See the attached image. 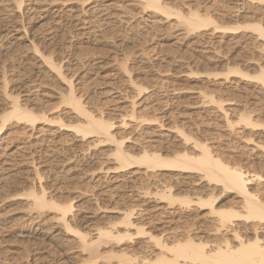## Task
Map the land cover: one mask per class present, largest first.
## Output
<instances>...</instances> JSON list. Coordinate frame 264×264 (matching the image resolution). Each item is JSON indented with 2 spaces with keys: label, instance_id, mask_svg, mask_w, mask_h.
Returning a JSON list of instances; mask_svg holds the SVG:
<instances>
[{
  "label": "rangeland",
  "instance_id": "obj_1",
  "mask_svg": "<svg viewBox=\"0 0 264 264\" xmlns=\"http://www.w3.org/2000/svg\"><path fill=\"white\" fill-rule=\"evenodd\" d=\"M65 1L55 0L54 4L57 6L51 8L49 0H25L21 10L3 11L0 15V81L4 71L7 72L9 87L15 93L21 92L22 104H28L33 110H45L51 119H61L65 124V131L61 133L58 130L61 129L60 125L44 121L37 123L34 129L16 120L4 124L1 116L5 107L0 102V127L3 128L0 141V264H119L115 255L121 253H105V250L114 245L115 248L119 247L117 242L103 243V254L90 259L88 255L80 254L81 248L74 241L75 237L58 226L56 212H46L37 217L31 205L32 199L28 196L33 184H39L34 172L35 166L43 175V186H49L50 181L55 178L57 200L73 203V225L81 226L84 230L88 226H115L122 230L119 223L123 215L135 206L140 215L135 214L132 220L136 225H145L147 232L156 234L158 229L162 232L167 230V225L178 226L177 232L185 226L194 225L198 232L201 229L200 234L209 245H213L223 234L231 238V233L227 231L213 235L214 216H208V209L200 211L193 205L175 202L173 209H168L176 214L169 217L173 220L165 219L164 223L160 217L158 208L169 204L167 200H161L159 195L164 186L172 184V193L176 197L190 196L195 199L198 189L202 190L203 183L194 191L186 181L165 179L161 174L144 175V169L137 166L130 170L131 174H127L124 180L119 178L110 181L113 174L109 176L106 171L113 168L114 164L109 161L100 164L99 154L110 156L113 146L109 143L92 144L94 137L86 138L83 142L73 140L76 130L70 126L78 124V117L69 114L70 108L61 104L58 98V93L65 91L66 85L56 74L49 73L42 62H38L30 43L33 40L39 42L40 54L49 53L47 49L51 47L57 51L56 59L71 56L70 60L63 63L64 74L69 77L78 69V72L85 70L87 66L85 69L79 68L82 64H90L91 67L94 65L88 76V84H77L74 79V85L77 86V93L83 95L90 106L93 101H107V105L102 102L104 111L115 122L120 119V115L128 113L126 110H131L134 94L127 92H131L130 88L135 83L142 86L143 93H147L141 95L140 99H135L138 101L135 109L137 116L151 120L154 116L161 118L172 111V120L162 119L165 120V125L171 126L176 118H189L197 126L205 127L208 134H212L215 146L223 150L225 155H241L240 164L250 172L251 178L255 174L261 176V181L252 180L250 186L260 190L259 196L264 202V168L260 166L258 159L262 152L254 150L255 142L264 145V133H252L243 128L244 124H237L241 114L246 112L245 107H264V98L258 92L261 84L257 80L233 74L226 76L230 68H238L251 76L260 71V67L264 68V50L260 47L263 40H256L258 33L250 29L226 33L222 29L214 31L213 25L203 29L204 32L188 33L178 24L175 16L167 18L160 13H152L149 9L140 10L136 7L140 0ZM166 2L172 8H181L184 14L189 9L200 10V14L204 16L209 14L218 27H236L259 21L264 24V15L256 12L259 6L264 7V3L258 5L257 1L250 8H243L239 17L231 14L237 9L234 8L235 0ZM59 7L65 21L78 15L82 21H90L91 26L76 32L70 24H65V33L82 35L70 39H64L63 36L56 39V44L51 45L47 35L52 25L47 23V17L50 10L52 12ZM203 33L208 37H200ZM204 38H208L207 44L198 42ZM38 56L40 57L39 54ZM122 60L129 69L126 76L116 68L117 63ZM75 63L78 65L74 66ZM216 74L221 75L215 77ZM109 86L119 88L127 97L112 104L108 96L101 95L104 89H110ZM208 97H214L217 101H234L240 105L235 111L229 112L233 128L225 124L220 112L213 109L208 115L203 113L206 111L201 102ZM206 105L215 106L212 103ZM149 123L151 128L159 126L151 121ZM149 123L137 126L131 137L142 138ZM57 136H61L63 140L57 139ZM131 186L144 197L132 199L129 192ZM200 194L205 196L204 193ZM217 195L219 206L242 211L240 197L220 190ZM148 237V234L134 237L137 239H133L131 243L124 240L121 244L125 245L121 247H129L130 254L134 250L136 257L142 260L158 253L157 247L153 243L143 249L138 245L134 249L130 246L135 241H146Z\"/></svg>",
  "mask_w": 264,
  "mask_h": 264
},
{
  "label": "bare ground",
  "instance_id": "obj_2",
  "mask_svg": "<svg viewBox=\"0 0 264 264\" xmlns=\"http://www.w3.org/2000/svg\"><path fill=\"white\" fill-rule=\"evenodd\" d=\"M49 1L51 8L57 6L54 4L55 0ZM235 1L236 4L234 8L237 9L234 11L235 13H231L233 16L234 14H237V16L240 15L243 8L245 9L247 6L250 8L251 5L256 4V1L258 5L264 3V0ZM24 3L25 0H16L15 2L1 0L0 15L3 11L12 12L13 10H21ZM168 3L166 0H140L136 3V7H139L142 11L149 9L152 13L157 12L167 18L175 16L179 22L178 24L188 33H199L211 25L214 26V31L215 29H222L226 33L238 32L241 29L253 30V32L258 33L255 39L263 40L262 46L260 47H263L261 50H264V24L262 25L260 21L259 23L239 24L236 27L226 25L225 27H218L213 16L209 14H205L204 16L200 14V10L196 9V11H193L189 9L188 13H186L188 15L186 16L181 8H172ZM256 10L259 15H264V7L259 6ZM47 23L52 25L47 35V40L51 45L56 44V39H60L63 36L64 39H70L73 38V36L77 37V35H82L79 33L76 35L75 32L69 34L65 33V29H63L66 27L65 24H70L72 30L75 29L76 32H79V30H86L91 26L90 21H82L78 15L72 16L69 20L65 21V16L62 15L60 7L56 10L54 9L52 12L50 10ZM204 34L206 33L201 34L200 37H208ZM207 40L208 38H204L200 39L198 42L207 44ZM38 43L39 42L36 40L30 43L34 50V56L37 57L36 59H38V62H42V64L48 68L49 73L56 74L62 82L64 81L66 90L58 93L59 101H61V104L70 108L68 111L69 114H74L78 117V124L70 126L76 130L73 140L76 139L79 142H83L86 138L94 137L92 144L102 145L103 143H109L113 146V153L110 154V156L99 154L101 157L100 164H104L107 161L114 164L113 168H109L106 171L109 176L113 174L110 176V181L119 178L124 180L127 174H131L130 170L137 166L140 167V169H144V175L145 173H154L164 175L165 179L186 181L189 188L194 191L203 183L204 185L201 187L202 190L198 189L199 192L196 194L195 199L190 196L176 197L172 193V189L174 188L172 184L164 186L163 191L159 195L161 200H167L169 204L167 207H165V205L164 207L158 208V210H160V217L163 218L164 223L166 221L165 219L173 220L169 217L176 214L174 212H169L168 209H173L172 205L175 202H181L187 206L193 205L200 211L208 209V216H214L212 220L213 235L217 236L227 231L231 233L230 235L232 237L229 238L223 234L213 245H209V242L204 241L201 236V229H198V232L197 229L194 228V225L181 227L182 230L177 232L176 228L178 226L176 225H167V230H162V232L158 229L156 234L147 232L145 225H136L132 220L134 219V215L139 213L136 212L135 206L128 209L123 215L124 217L119 223L122 230L115 226L101 228L88 226L87 229L84 230L81 226L73 225V203L57 200L56 191L58 189L55 178L54 181H50L51 184L49 186H43V175L39 171V168L35 166L34 172L39 180V184H33L32 192L29 193L28 196L32 199L31 205L33 210L37 213V217L46 212H56L55 217L58 226H61V229L65 230V233L68 235L75 237L74 241L77 242L79 248H81V251H79L81 252L80 254L88 255L87 257L90 259L100 257L103 254L101 251L103 243L115 241L117 242L116 244H120V246L118 247L116 245L117 248H115L114 245L112 248L105 250V253L108 251L112 253H115V251L121 253L120 255L114 254L119 260V264H264V202L259 196L260 190L250 186L252 180L261 181V176L255 174L252 176L253 179L251 178L250 172L240 164L242 163L241 155L238 156L235 153H231V157L225 155L223 150L215 146L212 134H208L205 127L197 126L195 123L191 122L189 118L180 120L176 118L171 126L165 125V120L169 121L174 118L172 111L170 113H165L161 118L154 116L151 120L147 118L143 119L142 116H137L135 109L138 101L135 99L147 93H143L142 86L135 83L134 86H132L133 84L131 85V92H127L128 94H134V96H132L134 100L131 102V110H126L128 113L126 115H120V119L115 122V119L111 118L104 111L105 108L103 103L107 105V101L103 99V103L101 100L97 102L93 101L94 103L90 106L91 104L83 99V95L77 93V86L74 85V79L77 81V84H88V76L91 70H93L92 68L94 65L91 67L90 64L81 63L82 65L79 68L85 69L87 66L86 69L82 72H78V69L69 77L64 74L63 63L64 61L70 60L71 56H63L56 59V55H58L57 51L51 47L47 49L49 53L40 54ZM123 60L125 61V59ZM122 61L117 63V66L115 64L114 67L116 66L118 71L126 76L129 74V69L127 64ZM75 65L78 64L75 63L74 66ZM230 74L259 81L261 87L258 86V92L261 93L264 98L263 67H260V71L253 76L242 72L238 68H230L226 76H231ZM2 75L0 81V102L5 107V112L0 116L4 124L10 120H16L18 123H23L31 127V129H34L37 123L44 121L60 125L61 129H58L60 130L59 133L65 131V128H63L65 124L63 120L60 119V116V120H58V118L57 120H53L47 115L45 110H33L29 108L28 104H22L20 102L21 92L15 93L10 89V81L7 78V72L4 71ZM218 75L220 76L221 74H216L214 76L216 77ZM101 95L104 97L108 96L112 104L118 103L127 97L121 93L119 88L115 87L108 90L104 89ZM205 97L207 98V96ZM147 99L148 97L145 100ZM201 103V106H205L204 109L206 112H203L205 115L212 113L214 109L222 114L225 124L233 128L234 123L229 119V112L235 111V109L240 106L237 102L217 101L214 97H208L206 101H202ZM207 103H212L215 106H207ZM99 104L104 109H102ZM199 107L200 106H197V108ZM244 110L246 112L241 114L239 118L240 121L237 124H244L243 128L250 130L252 133L257 131L264 133V120H262V117H264V107L257 105L245 107ZM164 118L165 120H162ZM148 121L154 122L153 124L157 123L159 126L151 128V124ZM144 122L149 123L150 126L145 128L142 138L139 137L140 139H134L131 137V134L136 132L135 129H137V126L141 127V124L143 126ZM2 129L3 128L0 127V141L2 140ZM79 134H81V136ZM78 137H81V139L79 140ZM57 139L63 140L61 136H57ZM137 149H139V152ZM255 149L262 152L258 159L260 166L264 168V145L261 142H255L254 150ZM133 189L134 187L131 186V190L129 191L132 199L144 197V195L142 196L136 193ZM219 190L222 193L235 194L236 197H240L242 211H235L219 206L217 195ZM200 193H204L205 196ZM139 215L140 214H138V216ZM208 216L203 217L209 218ZM133 230L134 232H132ZM146 234L149 236L146 241H135L133 243L134 245L129 246L134 249L135 245H138L140 249H143L150 243H153V246H155V248L157 247L158 253H154V255L144 257L140 260L136 257V254L133 253L135 252L134 250H132V254H130L128 251L129 247H121V245H125L121 244L122 241L129 240L131 243L133 239H137L138 236Z\"/></svg>",
  "mask_w": 264,
  "mask_h": 264
}]
</instances>
